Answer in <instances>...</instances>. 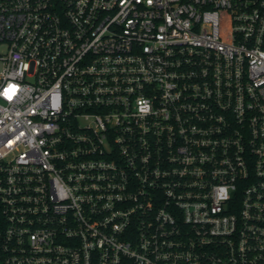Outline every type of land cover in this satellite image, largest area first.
<instances>
[{
  "label": "built area",
  "instance_id": "1",
  "mask_svg": "<svg viewBox=\"0 0 264 264\" xmlns=\"http://www.w3.org/2000/svg\"><path fill=\"white\" fill-rule=\"evenodd\" d=\"M0 264H264V0H0Z\"/></svg>",
  "mask_w": 264,
  "mask_h": 264
}]
</instances>
